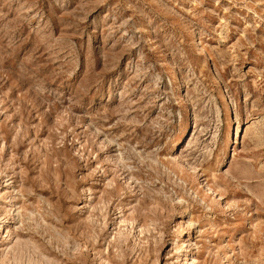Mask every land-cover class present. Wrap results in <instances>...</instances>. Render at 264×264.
<instances>
[{
    "label": "rangeland",
    "instance_id": "rangeland-1",
    "mask_svg": "<svg viewBox=\"0 0 264 264\" xmlns=\"http://www.w3.org/2000/svg\"><path fill=\"white\" fill-rule=\"evenodd\" d=\"M0 264H264V0H0Z\"/></svg>",
    "mask_w": 264,
    "mask_h": 264
}]
</instances>
